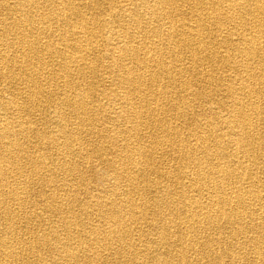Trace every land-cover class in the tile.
Wrapping results in <instances>:
<instances>
[{"label": "bare ground", "instance_id": "bare-ground-1", "mask_svg": "<svg viewBox=\"0 0 264 264\" xmlns=\"http://www.w3.org/2000/svg\"><path fill=\"white\" fill-rule=\"evenodd\" d=\"M0 264H264V0H0Z\"/></svg>", "mask_w": 264, "mask_h": 264}, {"label": "rangeland", "instance_id": "rangeland-1", "mask_svg": "<svg viewBox=\"0 0 264 264\" xmlns=\"http://www.w3.org/2000/svg\"><path fill=\"white\" fill-rule=\"evenodd\" d=\"M203 88H201L200 90H202ZM39 212V211H38Z\"/></svg>", "mask_w": 264, "mask_h": 264}]
</instances>
